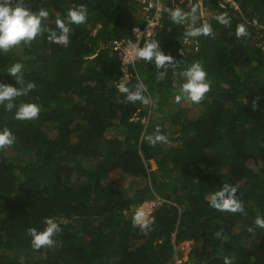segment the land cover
I'll use <instances>...</instances> for the list:
<instances>
[{"label":"trees","instance_id":"obj_1","mask_svg":"<svg viewBox=\"0 0 264 264\" xmlns=\"http://www.w3.org/2000/svg\"><path fill=\"white\" fill-rule=\"evenodd\" d=\"M25 4L34 13L47 10L43 23L52 29L57 15L64 19L80 4L88 18L69 25L66 48L43 33L30 46L0 51V83L20 87L7 70L23 64L25 82L36 87L15 103L41 108L38 119L17 120L16 109L0 105V131L7 127L15 136L0 150V264H20L21 257L24 264H174L177 245L190 240L178 264H224L225 257L264 264V229L255 226L264 217V0H192L197 26L209 23L214 38L196 37L189 49L181 43L184 25L162 10L161 24L139 42L156 40L180 61L163 80V69L139 58L125 76L123 53L114 50L116 41H137L132 27L145 24L137 0ZM223 12L227 27L215 19ZM238 24L248 36L237 39ZM195 61L211 90L198 104L177 103L180 73ZM141 81L153 102L127 103L119 85L135 90ZM157 126L169 142L152 147L144 136ZM225 182L237 186L246 214L209 206L207 198ZM157 199L145 234L134 226L132 208ZM45 218L60 224L57 246L33 250L27 229L42 231Z\"/></svg>","mask_w":264,"mask_h":264},{"label":"clouds","instance_id":"obj_2","mask_svg":"<svg viewBox=\"0 0 264 264\" xmlns=\"http://www.w3.org/2000/svg\"><path fill=\"white\" fill-rule=\"evenodd\" d=\"M160 8L168 13L169 18L173 23L177 25H184L185 23L189 24L187 30H185L184 27L185 32L183 36L186 38L199 36H212L214 38L213 29L209 23L204 22L201 26H197V21L199 20L198 6L191 7L190 11H184L179 6L173 9L165 7V5L161 3ZM48 17L49 12L44 8H41L35 13L30 11L28 7H26L25 0H0V51L7 53L12 48L17 47L22 43L30 46L32 41L43 33H47V40L49 42L66 48L70 43L69 33L71 29L69 25H81L86 23L88 10L85 5L80 4L70 8L64 19L57 15L54 21L55 29L44 25L43 22L46 21ZM215 19L219 24L226 27L231 23V19L227 12L217 15ZM133 31L135 33L140 32L139 29H133ZM235 35L237 39L248 36L249 33L247 27L244 24H238ZM142 37L148 38L151 37V35ZM129 43L131 44V42ZM132 48L135 53V59L132 63L137 61L138 58L149 63L154 62L157 69H163L158 75V79L160 80L165 78L169 68L175 70L180 64V61H175L171 55L164 54L160 48L159 42L156 40H148L143 47H140V42H138V46L132 45ZM184 49L189 48L185 47ZM23 69L24 65L21 63H15L8 68L7 73L15 79L16 84L20 85V87L0 83V105H3L8 112L16 109L14 118L17 120H35L39 118L41 111L38 104L20 103L17 106L15 103V100L18 97L26 96L36 87L33 82H25ZM127 72L129 73V69H127ZM122 73H124L123 70ZM127 75L128 74L125 76ZM180 75L185 79V82L180 85L179 94L175 97L177 103L182 100H188L192 103L198 104L211 90L210 82L207 80V73L199 61L191 63L180 73ZM118 90L126 95L127 103L136 104L137 102H141L144 105H148L153 102L149 97L145 96L148 89L147 85L142 81L136 84L135 90H130L124 83L119 85ZM259 99V97H256V99L252 101L251 108L253 111L257 109ZM118 103L121 102L118 101ZM144 139L152 147H155L157 144H167L169 142L168 137L161 134L159 126L156 127L153 134L145 135ZM14 143L15 136L7 127L0 131V150L11 147ZM237 192V186L225 182L219 190L215 191L207 198L209 206L220 212L246 214L241 199L235 195ZM158 200L161 201L162 199H157V201ZM157 201L146 200L141 204H135L132 208L133 224L134 226H139L145 234H147L146 229L149 227V222L147 220L153 211L152 206L160 203ZM148 203H153L151 205V212H149L146 207ZM142 209L144 212L140 211ZM43 222L45 227L42 231H38L36 228L32 227L27 229L26 234L31 237V247L33 250L57 246V241H55L53 237L62 231L60 224L54 218H45ZM255 226L264 229V217L257 216L255 219ZM248 231H253V229L249 227ZM221 234L222 233L218 231L214 235L219 238ZM183 242L179 243V245ZM188 244L191 249L192 242ZM179 245H177L176 249L179 256L177 255L175 259L180 257L183 253H186L178 249ZM178 260L180 259L178 258ZM20 264H24L23 257L20 258ZM224 264H233V260L229 257H225Z\"/></svg>","mask_w":264,"mask_h":264},{"label":"built area","instance_id":"obj_3","mask_svg":"<svg viewBox=\"0 0 264 264\" xmlns=\"http://www.w3.org/2000/svg\"><path fill=\"white\" fill-rule=\"evenodd\" d=\"M191 2L192 0H170V7L175 8L179 6L184 11L187 9H191ZM137 3L140 7V14L145 22L143 27L134 26L132 28V33L137 38V41L130 43H126L123 40L114 42V50L120 49L123 53L122 56V64H123V72L124 74H128V64L132 63L135 59V53L133 51L132 45L138 46L139 39L142 36H150L154 33V30L157 26H159L160 22L159 19L162 15V9L160 8V4L162 3L161 0H137ZM185 30L189 28V24L185 23ZM133 29H139L140 32L135 33ZM182 44L186 46V48L196 47L197 46V40L196 37H188L186 38L183 36L182 38ZM261 48L264 50V37L262 38L260 42ZM182 52V51H181ZM157 202H160L159 200ZM153 204V203H152ZM148 206V211L151 212V205ZM153 207V206H152ZM189 248V244L184 246V244H180L178 246V249L182 252H186ZM180 260L178 258L175 259L174 264H178Z\"/></svg>","mask_w":264,"mask_h":264},{"label":"rangeland","instance_id":"obj_4","mask_svg":"<svg viewBox=\"0 0 264 264\" xmlns=\"http://www.w3.org/2000/svg\"><path fill=\"white\" fill-rule=\"evenodd\" d=\"M195 111L196 112H198L197 111V109H195ZM195 111L193 112L192 111V113L191 114H193V113H195ZM160 119H162V118H160ZM150 168L151 169H155L156 168V165H155V163L153 162V161H150ZM150 205V203H148V205H146V207H148ZM140 211H143V209L142 210H140ZM144 212V211H143ZM192 241L190 240V241H185V242H183L182 244H184V246H186L188 243H191ZM190 251V246H189V248H188V250L186 251V253H183L182 255H180V259L181 260H185L186 258H187V255H188V252Z\"/></svg>","mask_w":264,"mask_h":264}]
</instances>
